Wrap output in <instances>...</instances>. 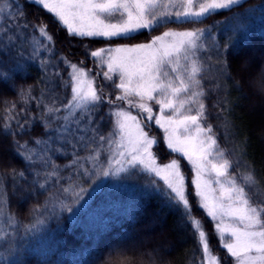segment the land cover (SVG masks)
<instances>
[{"label": "snow or ice", "instance_id": "obj_1", "mask_svg": "<svg viewBox=\"0 0 264 264\" xmlns=\"http://www.w3.org/2000/svg\"><path fill=\"white\" fill-rule=\"evenodd\" d=\"M26 2L49 13L70 37L109 43L95 49L85 46L84 55L93 67H87L83 59L74 62L68 55L57 54L47 23L30 21L23 4L0 0V81L16 88L15 75L27 73L34 62L43 74L37 84L19 87L17 100L3 101L0 136L13 138V150L26 161V168L0 169V264H23L20 242L46 222L45 213L55 215L52 210L57 205L73 211L62 198L65 193H71L75 204L83 200L87 190L75 177H87L92 187L104 177L121 174H145L144 187L163 201L162 207L181 213V226L191 227L201 253L196 264H221L203 221L193 214L180 160L158 162L153 148L159 140L149 134L153 125L163 132L169 152L190 165L191 195L213 223L220 247L227 253L225 262L230 257L233 264H264V187L254 166L246 165L245 172L231 171L241 161L230 159L229 150L221 147L206 104L213 93L218 96L214 108L227 103L228 80L240 86L222 50H238L249 40L253 18L264 15V3L243 8L247 0ZM234 8L242 11L234 12ZM221 11L232 16L205 27L168 28L147 42L110 43L132 40L142 31L151 33L168 24H202ZM218 29L227 36L223 44L217 40ZM107 87L114 92L106 91ZM33 104L36 112L30 110ZM105 105L107 110L102 111ZM223 111L214 113L218 120ZM36 124L42 127V135L31 141L16 139ZM217 127L225 130L227 138L229 123ZM57 158L66 163H57ZM62 171L69 172L71 183L55 188L65 179ZM29 176L48 192V198L44 205L33 206L30 212L37 219L21 225V232L14 227L19 220L11 210L6 181H11L15 193L19 182H27ZM154 251L159 264H169L163 255L169 250Z\"/></svg>", "mask_w": 264, "mask_h": 264}, {"label": "trees", "instance_id": "obj_2", "mask_svg": "<svg viewBox=\"0 0 264 264\" xmlns=\"http://www.w3.org/2000/svg\"><path fill=\"white\" fill-rule=\"evenodd\" d=\"M13 2L24 5L30 21L47 23L56 41L57 54L68 55L74 62L83 59L87 67H93L92 61L84 55L85 46L95 49L109 43L102 39L81 41L79 38L70 37L66 30L53 23L52 16L45 10L27 3L26 0H13ZM261 3H264V0H247L243 8ZM233 11L239 13L242 9L234 8ZM231 16L232 12L221 11L205 19L202 24H168L151 33L142 31L132 40L117 39L110 43L115 45L147 42L152 36L159 35L168 28L205 27L214 21H223L225 17ZM250 28L249 40L238 50L231 47L222 50L228 60L231 75L240 86L236 87L233 80H228L227 103H218L214 108L212 105L217 102L218 96L213 93L206 100V104L209 112L213 113L209 116V121L218 134L221 147L229 150L230 159L241 161L239 166L234 164L231 171L245 172L246 165L254 166L257 178L264 187V15L257 14ZM217 40L220 44L227 40L222 30H217ZM61 68L63 69V65ZM42 76L39 63L34 62L29 65L27 73L15 75L16 88L0 81V124L4 122L3 101L17 100L19 87L37 84ZM106 91L114 92L111 87H107ZM20 106L17 105L18 108ZM220 109L224 111L220 113L218 120L214 113L219 112ZM30 110L37 111L35 104ZM106 110L107 105L102 111ZM224 121L229 123L227 138L224 135L225 130L217 127ZM42 134V127L36 124L30 132L16 139L22 142L31 141L33 136ZM149 134L155 135L159 140L158 146H154V152L160 162L180 160L182 170L186 173L193 214L203 221L209 235L210 246L221 257V264H233L230 257L225 262L227 253L220 247L213 223L197 207L196 199L191 195L192 172L188 162L179 154L169 152L163 141V132L158 127L153 125ZM12 139V137L0 136V169L7 167L25 169L26 161L15 154ZM57 163L63 165L66 161L57 158ZM61 174L65 179L55 185V188L61 185L68 187L71 183L67 179L69 172L62 171ZM121 177L96 181L92 187H89L87 177H75V182L87 190L83 200L75 204L71 193H65L62 198L73 208V211L62 210L57 205L52 210L55 215L51 212L45 213L48 217L46 222L39 224L31 235L20 242L24 250L19 259L23 264H159V254L154 250L161 247L169 250L163 253L169 264H196L197 258H201V253L191 227L181 226V213L162 207L163 201L144 187L147 180L145 174L131 177L125 174ZM6 184L11 210L19 220V224L14 227L23 232L21 225L34 223L37 219L30 210L35 205H44L48 192L33 184L31 176L28 177L27 182L24 180L19 182L15 193L11 181H6ZM55 188L49 191H55ZM49 207L51 208V205ZM2 244L3 241H0V245ZM0 252H3L2 247Z\"/></svg>", "mask_w": 264, "mask_h": 264}, {"label": "rangeland", "instance_id": "obj_3", "mask_svg": "<svg viewBox=\"0 0 264 264\" xmlns=\"http://www.w3.org/2000/svg\"><path fill=\"white\" fill-rule=\"evenodd\" d=\"M158 106H155L154 105V110L157 108ZM133 114H136L135 112H133ZM147 130V129H146ZM153 151H154V148H153ZM158 162H160V161H158ZM160 163H162V162H160ZM166 163V162H165ZM181 165V164H180ZM189 165V164H188ZM189 167H190V165H189ZM181 168H182V166H181ZM190 171H191V167H190ZM192 172V171H191ZM185 174V176H186V173H184ZM121 175H125V174H121ZM192 176H193V172H192ZM107 178H109V177H104V178H102L103 180H105V179H107ZM114 178H118V177H114ZM120 178H122L121 176H120Z\"/></svg>", "mask_w": 264, "mask_h": 264}]
</instances>
